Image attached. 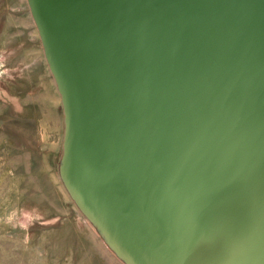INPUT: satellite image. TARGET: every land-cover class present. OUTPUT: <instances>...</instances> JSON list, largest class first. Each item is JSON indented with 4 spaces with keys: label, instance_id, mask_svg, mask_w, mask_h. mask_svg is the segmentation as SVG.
Wrapping results in <instances>:
<instances>
[{
    "label": "water",
    "instance_id": "obj_1",
    "mask_svg": "<svg viewBox=\"0 0 264 264\" xmlns=\"http://www.w3.org/2000/svg\"><path fill=\"white\" fill-rule=\"evenodd\" d=\"M26 1L60 178L113 254L264 264V0Z\"/></svg>",
    "mask_w": 264,
    "mask_h": 264
},
{
    "label": "rangeland",
    "instance_id": "obj_2",
    "mask_svg": "<svg viewBox=\"0 0 264 264\" xmlns=\"http://www.w3.org/2000/svg\"><path fill=\"white\" fill-rule=\"evenodd\" d=\"M64 114L26 0H0V264H123L59 174Z\"/></svg>",
    "mask_w": 264,
    "mask_h": 264
}]
</instances>
